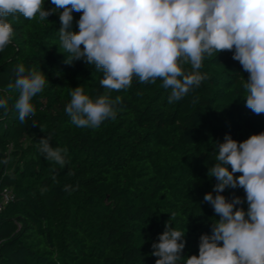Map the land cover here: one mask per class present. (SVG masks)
<instances>
[{
  "label": "trees",
  "instance_id": "trees-1",
  "mask_svg": "<svg viewBox=\"0 0 264 264\" xmlns=\"http://www.w3.org/2000/svg\"><path fill=\"white\" fill-rule=\"evenodd\" d=\"M80 15L72 13L70 31H78ZM8 20L15 34L0 52V98L8 100V110L0 109V207L4 189L16 199L0 208V264H155L151 245L169 221L185 232L183 256L198 255L200 236L219 219L204 202L216 183L207 174L215 143L226 134L243 141L264 132V114L245 106L248 73L232 52L206 57L199 71L207 78L176 102L169 103L161 80L133 79L127 90L109 93L122 98L114 121L78 128L65 112L70 93L81 86L92 98L104 94L102 72L65 62L57 14ZM21 64L49 81L25 124L14 108L18 93L7 90ZM48 136L53 148L67 150L63 168L39 150ZM65 185L75 190L65 192ZM223 195L245 198L242 188Z\"/></svg>",
  "mask_w": 264,
  "mask_h": 264
},
{
  "label": "clouds",
  "instance_id": "clouds-1",
  "mask_svg": "<svg viewBox=\"0 0 264 264\" xmlns=\"http://www.w3.org/2000/svg\"><path fill=\"white\" fill-rule=\"evenodd\" d=\"M50 2L53 7L46 9L45 0H0V52L15 34L9 16L45 21L57 14L60 48L69 54L65 62L94 66L102 72L99 83L107 90L92 98L81 86L73 88L65 112L76 127L96 129L106 120L114 121L122 98L112 99L109 93L127 90L133 79L141 84L161 80V87L171 90L169 103L182 99L207 78L199 71L205 58L224 51L232 52L248 73L247 80L242 77L245 106L254 114H264V0ZM73 12L81 13L78 31L69 30ZM186 64L191 71H185ZM48 83L41 70L17 66L16 79L7 90L18 93L14 108L21 124L35 116L33 97ZM0 109L8 110L6 98H0ZM38 143L47 160L61 168L66 165L67 150L53 148L50 136ZM215 146V163L207 174L216 183L204 202L219 219L212 222L211 234L200 236L198 255L188 257L183 256L185 232L166 222L158 241L151 245L155 264H264V132L243 141L226 134ZM236 188L243 189L244 199L229 200L223 195L225 189ZM63 190L75 189L65 185Z\"/></svg>",
  "mask_w": 264,
  "mask_h": 264
},
{
  "label": "built area",
  "instance_id": "built-area-1",
  "mask_svg": "<svg viewBox=\"0 0 264 264\" xmlns=\"http://www.w3.org/2000/svg\"><path fill=\"white\" fill-rule=\"evenodd\" d=\"M1 198H2V205L0 208H2V206L10 203V202H13L15 201L16 197L15 195L13 194V192L9 189H4L2 191V195H1Z\"/></svg>",
  "mask_w": 264,
  "mask_h": 264
},
{
  "label": "rangeland",
  "instance_id": "rangeland-1",
  "mask_svg": "<svg viewBox=\"0 0 264 264\" xmlns=\"http://www.w3.org/2000/svg\"><path fill=\"white\" fill-rule=\"evenodd\" d=\"M31 155H32V154H30V156H29V157H31ZM24 163H25V162H21V164H22V165H23Z\"/></svg>",
  "mask_w": 264,
  "mask_h": 264
}]
</instances>
